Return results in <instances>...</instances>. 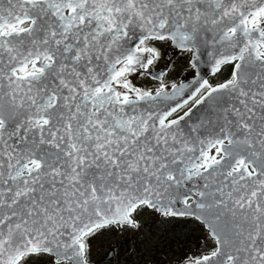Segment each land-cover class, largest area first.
Listing matches in <instances>:
<instances>
[{
    "label": "snow or ice",
    "instance_id": "obj_1",
    "mask_svg": "<svg viewBox=\"0 0 264 264\" xmlns=\"http://www.w3.org/2000/svg\"><path fill=\"white\" fill-rule=\"evenodd\" d=\"M144 215L202 229L171 264H264V0H0V264Z\"/></svg>",
    "mask_w": 264,
    "mask_h": 264
},
{
    "label": "rangeland",
    "instance_id": "obj_2",
    "mask_svg": "<svg viewBox=\"0 0 264 264\" xmlns=\"http://www.w3.org/2000/svg\"><path fill=\"white\" fill-rule=\"evenodd\" d=\"M141 220L149 225L152 235L160 240L158 245L155 240H148V228L143 230L144 235L141 236L130 231L122 235L106 233L93 243L94 261L100 264H171L180 254L181 247L185 251H195L197 238L203 235L202 229L192 221H173L159 226L151 216L144 215ZM141 239L146 242L141 243ZM112 251L113 256L106 258Z\"/></svg>",
    "mask_w": 264,
    "mask_h": 264
},
{
    "label": "flooded vegetation",
    "instance_id": "obj_3",
    "mask_svg": "<svg viewBox=\"0 0 264 264\" xmlns=\"http://www.w3.org/2000/svg\"><path fill=\"white\" fill-rule=\"evenodd\" d=\"M111 254V256H113V254H114V252L112 251V253H110ZM107 258V257H106ZM111 258V257H110Z\"/></svg>",
    "mask_w": 264,
    "mask_h": 264
},
{
    "label": "water",
    "instance_id": "obj_4",
    "mask_svg": "<svg viewBox=\"0 0 264 264\" xmlns=\"http://www.w3.org/2000/svg\"><path fill=\"white\" fill-rule=\"evenodd\" d=\"M110 257H111V254L107 258H110Z\"/></svg>",
    "mask_w": 264,
    "mask_h": 264
},
{
    "label": "trees",
    "instance_id": "obj_5",
    "mask_svg": "<svg viewBox=\"0 0 264 264\" xmlns=\"http://www.w3.org/2000/svg\"><path fill=\"white\" fill-rule=\"evenodd\" d=\"M195 224V223H194Z\"/></svg>",
    "mask_w": 264,
    "mask_h": 264
}]
</instances>
